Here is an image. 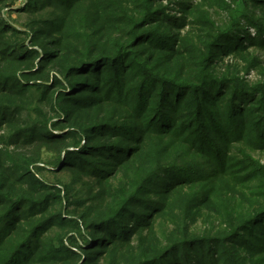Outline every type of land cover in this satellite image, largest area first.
Instances as JSON below:
<instances>
[{
	"label": "trees",
	"instance_id": "trees-1",
	"mask_svg": "<svg viewBox=\"0 0 264 264\" xmlns=\"http://www.w3.org/2000/svg\"><path fill=\"white\" fill-rule=\"evenodd\" d=\"M10 1L0 264H264V0Z\"/></svg>",
	"mask_w": 264,
	"mask_h": 264
},
{
	"label": "rangeland",
	"instance_id": "rangeland-1",
	"mask_svg": "<svg viewBox=\"0 0 264 264\" xmlns=\"http://www.w3.org/2000/svg\"><path fill=\"white\" fill-rule=\"evenodd\" d=\"M25 0H13L10 2H7L3 7L4 13L6 17H11V20L17 24L18 27L23 29L22 27L24 24L27 23V17L23 14H18L16 12H13L12 9H17L21 7V5H24ZM10 6V7H9ZM49 157L50 156H46ZM42 168L41 171V177H43V180L47 183L56 184L57 186L61 187L65 186L69 192L68 199L73 202H79L83 199L87 201L86 205L90 204V187L91 183L87 179H80L77 180L74 179L71 173H64V172H56L53 171L51 166L47 165H41ZM75 181V184L73 183ZM61 183V185H60ZM66 193L65 191L63 192Z\"/></svg>",
	"mask_w": 264,
	"mask_h": 264
}]
</instances>
